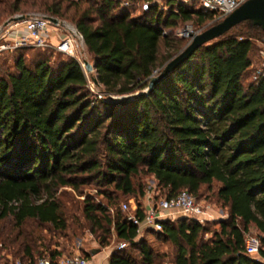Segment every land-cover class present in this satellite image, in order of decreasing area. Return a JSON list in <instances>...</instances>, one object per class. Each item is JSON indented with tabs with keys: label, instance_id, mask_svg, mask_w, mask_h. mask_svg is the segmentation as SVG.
<instances>
[{
	"label": "trees",
	"instance_id": "16d2710c",
	"mask_svg": "<svg viewBox=\"0 0 264 264\" xmlns=\"http://www.w3.org/2000/svg\"><path fill=\"white\" fill-rule=\"evenodd\" d=\"M129 1L147 9L132 16L118 0H0V24L29 11L71 24L103 94L88 90L75 59L52 49H14L10 68L1 60L0 226L7 217L10 225L0 229V250L23 264L44 256L53 263L62 254L41 232L69 230L55 192L92 185L105 203L83 197L87 232L98 249L109 235L128 247L109 252L107 264H153L117 203L132 198L138 207L148 177L154 198L185 190L196 199L215 185L226 211L217 231L183 216L161 220L159 231L142 228L171 244L172 264H264V75L247 77L252 39L264 44V31L236 24L141 93L183 45L176 23L199 26L211 13L193 2L164 0L162 10ZM50 53L64 57L50 61ZM249 229L253 255L244 252Z\"/></svg>",
	"mask_w": 264,
	"mask_h": 264
},
{
	"label": "built area",
	"instance_id": "2783aa9c",
	"mask_svg": "<svg viewBox=\"0 0 264 264\" xmlns=\"http://www.w3.org/2000/svg\"><path fill=\"white\" fill-rule=\"evenodd\" d=\"M119 5L124 8H133V14L136 15L140 10L147 9L148 2L138 3L131 2L129 0H118ZM164 0H150V3L155 4L159 9H165L163 6ZM182 3L193 2L203 10L211 13L210 23L218 22L239 4L245 0H174ZM44 14L30 13L23 16L20 22H12L1 28V38L4 43L0 44V52L11 51L19 48H39V49H52L56 52L72 57L77 45H81L82 40L80 34L71 26L62 21H56L55 24H51L46 20ZM21 24V34L14 36L11 39L4 37L7 26ZM64 26L65 29H62ZM51 37H54L55 44L50 43ZM7 42V43H5ZM10 43V44H9ZM261 62L259 66L254 70L253 76L264 75V52H260ZM90 92V86L88 87ZM93 94L99 98L103 94L97 91ZM155 197V196H154ZM146 196L144 199V205L136 207L135 205L129 206L125 203L120 205V210L127 212L126 220L136 227V233L142 228H149L154 231L160 230V221L163 219L171 218L170 216H183L186 218L194 219L200 222L206 215L205 210L195 198L187 193L185 190H181L172 197ZM138 209L141 216L133 214L128 211ZM125 246L124 242H118L115 250H119ZM258 242L255 237L247 235L244 238V252L249 255L256 253ZM0 264H23L19 260L11 259V257L0 250ZM33 264H88L85 257H82L78 253H74L68 256L61 255L53 263L44 256L37 258Z\"/></svg>",
	"mask_w": 264,
	"mask_h": 264
},
{
	"label": "rangeland",
	"instance_id": "374dc122",
	"mask_svg": "<svg viewBox=\"0 0 264 264\" xmlns=\"http://www.w3.org/2000/svg\"><path fill=\"white\" fill-rule=\"evenodd\" d=\"M36 11H29L24 13L30 14L35 13ZM37 13H40V11ZM135 16V15H132ZM68 25V22L62 21ZM210 23V21L205 22L202 25L196 26L193 22L190 20L184 21V22H178L176 23V26L174 28V35L181 39L183 42V46L188 42L189 35L195 34L205 27H207ZM1 26V24H0ZM21 27V24H17L16 28ZM62 29H65L64 26H62ZM262 39H252V52L250 54L251 58V67L249 68L247 77L250 76V73L259 66V63L261 62V54L260 52H264V44H262ZM4 43L3 39L1 38V31H0V44ZM7 43V42H5ZM8 44V43H7ZM10 44V43H9ZM180 48V49H181ZM25 49V48H23ZM179 49V50H180ZM178 50V51H179ZM12 51V50H11ZM11 51H2L0 52V63L1 60H5L6 67L10 68V55ZM177 51V52H178ZM34 51H25V58H29L31 55L30 53ZM176 52V53H177ZM45 54L49 52H44ZM175 53V54H176ZM174 54V55H175ZM64 56L57 55L55 53H50V61H55L57 58H62ZM75 59L81 69L82 72L86 78L87 81V88L90 86V89H92V92H95L96 90L93 88V85L91 81L89 80V75L92 74V71L87 73L84 71V68L82 66V61H86L88 64H90L89 59L85 53L84 47L81 43V45H77L76 50L73 53V56L71 57ZM89 90V88H88ZM90 91V90H89ZM141 183L143 184V195L140 198H137V202L139 206L144 205V199L146 196H150L151 198L157 195V190L154 187L153 182L150 178L144 177L141 179ZM214 188L215 185H211L209 188L201 187L197 197L195 200L200 203V205L203 207V209L206 212V215L203 217V219L200 221L201 224L206 225L208 230L211 231H217L218 225L217 222L220 220H223L226 218V211L222 205H220L219 202H217L214 194ZM55 196L58 200V203L60 205L61 211L63 213V217L66 221V225H68L69 230H64L60 233H54L52 236L47 235L44 232H41L43 238V243L48 247L49 250L56 249L57 251L61 252L62 255L68 256L74 253H78L80 255H84L87 253V251L91 248H97V240L96 238L89 234L87 232L86 223L84 222L82 216H81V201L83 197H88L89 199L95 201V202H101L105 203V199L102 198L99 194L97 189L92 185H85V186H79L77 187V190H72L69 187H60L56 190ZM160 196V195H159ZM156 198H154L155 200ZM118 204L125 203L126 205L132 206L136 205L134 199L132 198H119ZM118 209V207H116ZM122 212V211H120ZM125 214V212H122ZM127 213V212H126ZM173 217V216H170ZM10 225L9 223V217L5 219V221L1 224L0 229L3 232L8 228ZM210 232L203 235V239H206L209 237ZM248 234L251 237H255V231L253 229L248 230ZM144 241L147 247L151 250L152 254V261L153 264H172V257H173V247L170 243L167 241H159L154 238V236L150 232H146L144 230L139 231L134 238V241ZM118 242L113 239L112 235H109L107 245L103 248L99 249V254H106L108 252H111L116 246ZM125 248H128L125 246ZM5 253V252H4ZM135 258L137 257L136 252L131 251L130 252ZM99 256V255H98ZM257 257V256H254ZM87 259L89 260V256L87 255Z\"/></svg>",
	"mask_w": 264,
	"mask_h": 264
},
{
	"label": "water",
	"instance_id": "95a60500",
	"mask_svg": "<svg viewBox=\"0 0 264 264\" xmlns=\"http://www.w3.org/2000/svg\"><path fill=\"white\" fill-rule=\"evenodd\" d=\"M22 19V15L8 18L1 24L0 29L9 23L20 22ZM46 20L51 24H55L57 21L55 18L51 17H46ZM242 21H248L252 26L264 31V0H245L218 22L205 27L195 34H190L189 40L185 46L167 60L157 72L153 73L147 82L146 88L141 93H150L156 83L169 74L175 67L184 62L195 49L221 36ZM81 63L85 72H91L92 66L90 64L86 61H82ZM90 81L92 84H96L93 78L90 79ZM98 251V248H91L87 251V255L91 256Z\"/></svg>",
	"mask_w": 264,
	"mask_h": 264
},
{
	"label": "crops",
	"instance_id": "0c3cea01",
	"mask_svg": "<svg viewBox=\"0 0 264 264\" xmlns=\"http://www.w3.org/2000/svg\"><path fill=\"white\" fill-rule=\"evenodd\" d=\"M16 25L17 24L7 26L6 32H5V35H4V37L6 39H11L14 36L19 35V34L22 33V32H20L21 31V27L16 28ZM50 43L51 44H55L54 37H51ZM99 253L100 252L98 251L95 254L89 256V260L86 258L87 261H88V264H107V257H108L109 252L106 253V254H104V253L99 254Z\"/></svg>",
	"mask_w": 264,
	"mask_h": 264
}]
</instances>
